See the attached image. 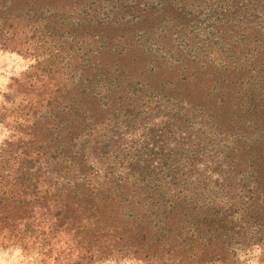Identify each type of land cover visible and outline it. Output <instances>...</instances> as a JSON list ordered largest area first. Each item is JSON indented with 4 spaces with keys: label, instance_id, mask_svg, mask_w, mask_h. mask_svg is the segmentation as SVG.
I'll return each mask as SVG.
<instances>
[{
    "label": "trees",
    "instance_id": "1",
    "mask_svg": "<svg viewBox=\"0 0 264 264\" xmlns=\"http://www.w3.org/2000/svg\"><path fill=\"white\" fill-rule=\"evenodd\" d=\"M0 50V246L264 264V0H0Z\"/></svg>",
    "mask_w": 264,
    "mask_h": 264
},
{
    "label": "rangeland",
    "instance_id": "2",
    "mask_svg": "<svg viewBox=\"0 0 264 264\" xmlns=\"http://www.w3.org/2000/svg\"><path fill=\"white\" fill-rule=\"evenodd\" d=\"M189 36L188 39H190ZM183 43V42H182ZM222 45H219L221 47ZM197 47V46H196ZM152 52V58L148 61L149 65H168V60L171 52H168V48L161 51L157 46L150 48ZM217 51H219L216 48ZM221 54V53H219ZM28 59H24L17 54L6 53L0 50V107L3 105L4 95L8 93V87L13 78L19 77L30 65ZM212 74V72L207 71ZM197 74V72H194ZM219 78L227 77L234 92L238 89L240 95L249 101L251 106L254 87L259 89L262 85L261 80L255 77H251L241 73H225L218 76ZM219 85V82H218ZM254 103V102H253ZM9 131L4 126L0 125V145L7 139ZM52 251L48 253V248H44L41 244H37L31 241L27 249H22L20 246L16 247H2L0 246V264H74V257L71 253H68L63 246L58 245L52 241ZM41 249V254L38 253ZM247 264H262L259 259L258 251H255L252 256L248 257ZM96 264H138L128 259H111Z\"/></svg>",
    "mask_w": 264,
    "mask_h": 264
}]
</instances>
